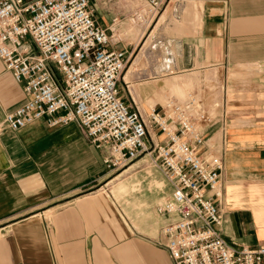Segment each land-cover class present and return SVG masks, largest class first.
<instances>
[{
	"label": "crops",
	"instance_id": "1",
	"mask_svg": "<svg viewBox=\"0 0 264 264\" xmlns=\"http://www.w3.org/2000/svg\"><path fill=\"white\" fill-rule=\"evenodd\" d=\"M115 1L90 0L97 22L114 35L127 23L113 25L112 20L137 8L133 0H120L122 8ZM176 2L187 4L170 27V44H180L182 52L166 60L160 72L193 68L195 62L264 68V0ZM114 47L129 51L132 43ZM185 48L193 51L189 61ZM170 83L164 87H182L186 81ZM25 100L23 84L0 60V264H173L159 237L166 218L156 209L154 226L136 230L121 224L106 198L90 192L109 172L102 152L85 140L76 123L49 127L39 120L18 132L1 129L5 115ZM223 129L222 122L208 130L206 138L212 136L205 152L213 153L215 144L209 141ZM227 134L221 230L232 244L264 246V126L230 124Z\"/></svg>",
	"mask_w": 264,
	"mask_h": 264
},
{
	"label": "built area",
	"instance_id": "2",
	"mask_svg": "<svg viewBox=\"0 0 264 264\" xmlns=\"http://www.w3.org/2000/svg\"><path fill=\"white\" fill-rule=\"evenodd\" d=\"M143 1L147 11L132 10L130 20L151 24L166 0ZM108 31L90 0H0V60L26 96L1 129L18 132L39 120L49 127L74 122L102 152L109 173L152 146L171 188L156 210L166 218L160 236L173 264H264V246L232 244L221 230L224 161L205 152V143L222 116L195 93L144 116L132 109L119 89L131 53L115 49L120 40Z\"/></svg>",
	"mask_w": 264,
	"mask_h": 264
},
{
	"label": "rangeland",
	"instance_id": "3",
	"mask_svg": "<svg viewBox=\"0 0 264 264\" xmlns=\"http://www.w3.org/2000/svg\"><path fill=\"white\" fill-rule=\"evenodd\" d=\"M133 1L131 2L137 6L138 11H147L143 0ZM117 4L119 8L124 5L120 0ZM186 4L166 0L160 14L147 25L130 20L129 15L117 19V24L126 22L127 27L117 30L114 39L132 43L128 51L131 56L120 77L119 89L131 108L138 109L142 116L149 108L162 106L170 99L184 102L188 94H197L210 112L216 117L222 116L224 129L222 132L218 130L209 144H215L212 154L220 156L224 161V138L227 136L229 139L227 130L230 124L245 128L264 126V68L257 64L204 66L195 62L193 68L189 65L176 70L173 66L171 71L160 72L166 60L177 58L182 52L180 44H170L173 37L170 27L184 15L182 10ZM119 10L121 14L122 10ZM177 37L181 38L183 35ZM169 53L172 56H169ZM191 55L193 51L185 48L184 59L189 61L192 59ZM201 66L203 69H199ZM172 80H185L186 84L178 88H165L164 84L171 85ZM124 82L127 83L128 91ZM216 102L220 107L213 110L212 106ZM151 135L154 137V133L151 132ZM211 136L212 134H209L207 138ZM155 138H158L156 133ZM146 145L148 149L137 159L109 173L90 190L93 194L106 198L121 224H129L136 230L142 225L147 229L154 226L152 219L155 209L171 192L159 166L156 152L152 146Z\"/></svg>",
	"mask_w": 264,
	"mask_h": 264
},
{
	"label": "bare ground",
	"instance_id": "4",
	"mask_svg": "<svg viewBox=\"0 0 264 264\" xmlns=\"http://www.w3.org/2000/svg\"><path fill=\"white\" fill-rule=\"evenodd\" d=\"M127 84V83H126ZM148 148H147V145H145V150L144 151H146Z\"/></svg>",
	"mask_w": 264,
	"mask_h": 264
}]
</instances>
